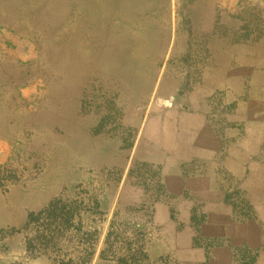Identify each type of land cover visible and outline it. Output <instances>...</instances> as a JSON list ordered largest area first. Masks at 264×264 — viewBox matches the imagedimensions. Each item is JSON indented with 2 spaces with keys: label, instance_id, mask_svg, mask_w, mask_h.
Masks as SVG:
<instances>
[{
  "label": "rangeland",
  "instance_id": "rangeland-1",
  "mask_svg": "<svg viewBox=\"0 0 264 264\" xmlns=\"http://www.w3.org/2000/svg\"><path fill=\"white\" fill-rule=\"evenodd\" d=\"M91 246L264 264V0H0V264Z\"/></svg>",
  "mask_w": 264,
  "mask_h": 264
},
{
  "label": "trees",
  "instance_id": "trees-1",
  "mask_svg": "<svg viewBox=\"0 0 264 264\" xmlns=\"http://www.w3.org/2000/svg\"><path fill=\"white\" fill-rule=\"evenodd\" d=\"M57 202L54 204H50L48 208L44 209V211L39 212L33 219L34 223H38V231H37V236L36 239L32 238L28 240L26 251L29 253L31 252V249H35V245H33L34 242L40 243V245H48L50 243L55 242V234L58 233L56 232V228H53L52 225L54 224V220L57 219L56 215H53V212L57 210ZM72 218L69 217V219H66V221H70ZM42 220V221H41ZM44 220V221H43ZM46 222V223H45ZM109 237V232L106 236L105 243H107V239ZM41 239L45 241V244L41 242ZM36 240V241H35ZM55 245V244H54ZM37 250V249H36ZM89 250L85 255L77 257L76 260L69 259L67 262H64V259L61 258L55 259L53 262L54 264H91V261L93 259L95 249L94 246L91 247H86L85 252ZM81 254V253H79Z\"/></svg>",
  "mask_w": 264,
  "mask_h": 264
}]
</instances>
